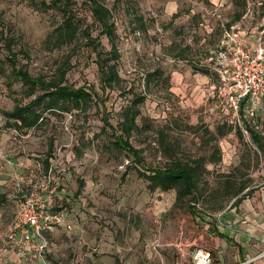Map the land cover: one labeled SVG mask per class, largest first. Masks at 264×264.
<instances>
[{
	"label": "rangeland",
	"instance_id": "obj_1",
	"mask_svg": "<svg viewBox=\"0 0 264 264\" xmlns=\"http://www.w3.org/2000/svg\"><path fill=\"white\" fill-rule=\"evenodd\" d=\"M42 1L51 0H0V32L13 39L17 66L50 79L69 60L68 85L94 87L105 107L94 100L82 111L46 112L37 127L25 130L0 113V264H43L19 263L2 242L15 221L17 176L30 193L46 188L53 211L66 213L75 226L49 236L45 264H194L198 250L215 251L212 264H219L216 224L226 216L236 184L262 168L238 128L216 116L219 79L213 68L216 59L223 61L219 48L233 11L244 16L237 30L242 40L264 42V0H229L221 8L209 0H105L117 34L121 83L104 93L95 54L81 35L71 46L50 50L47 37L62 14L45 10ZM87 5L78 0L74 9L96 37L100 28ZM217 7L221 17L211 14ZM99 42L111 49L106 36ZM2 45L0 111L12 112L42 92L29 95ZM136 95L146 98L130 140L140 164L115 148L104 124L107 119L122 135L123 111ZM176 161L195 170V204L190 196L177 202V189H154L140 175ZM260 175L258 181L264 180Z\"/></svg>",
	"mask_w": 264,
	"mask_h": 264
},
{
	"label": "trees",
	"instance_id": "obj_2",
	"mask_svg": "<svg viewBox=\"0 0 264 264\" xmlns=\"http://www.w3.org/2000/svg\"><path fill=\"white\" fill-rule=\"evenodd\" d=\"M243 1L246 4V0ZM77 2L78 0H51L50 3L42 1V6L45 10H56L62 14L61 22L47 37V42L51 45L50 50H60L64 47L71 46L77 40L78 36L81 35L86 40V44L91 48V51L95 54V63L100 75L101 92L104 93L107 89L115 90L120 87L121 83V77L118 71L120 53L116 43L117 34L115 24L111 22V10L107 7L105 0H87V6L91 16L100 28L99 35L94 37L88 28H83L82 26V18L79 17L77 11L74 9ZM240 17L241 15L237 16L238 19ZM102 36H106L109 40L111 45L109 51H105L99 42ZM0 42L3 44L2 47L4 50L8 53L5 59L12 67V73L23 85L30 88L31 92L29 95H34L36 91L42 92L41 95L36 96L30 103L23 106L16 105L12 112L0 111L8 121L12 122L11 125L15 128L20 130L35 128L45 119L44 114L46 112L70 113L73 110L82 111L87 109L94 100L102 108L105 107V102L101 103V97L94 87L90 86V88H87L85 86L75 87L68 85L67 74L71 69L69 60L65 61L57 70L56 75L50 79L34 77L27 70L17 66V55L12 50L13 39L7 36L6 33L0 32ZM200 72L204 75H209L208 70L203 69ZM216 74L218 75L217 72ZM145 100V96L136 95L131 104L124 109L122 115L123 121L120 123V132H122V135H117L109 121L107 119L104 120L105 127L113 131L115 138L113 144L115 148L127 151L139 164L141 162L140 151L132 146L130 140L134 132L139 130L137 119L141 115L140 105L144 104ZM238 132L239 136L244 137L239 128ZM251 137L258 142L261 139L260 135L256 132H253ZM259 145L263 147V144L260 142ZM148 171L149 175H146V173H140V175L148 179L152 188H161L164 191L177 189V202H181L190 196V201L192 204H195L197 186L195 170L189 167L188 164L176 161L162 169H148ZM211 255L216 256V252H211ZM216 258L214 257L213 260H216Z\"/></svg>",
	"mask_w": 264,
	"mask_h": 264
},
{
	"label": "built area",
	"instance_id": "obj_3",
	"mask_svg": "<svg viewBox=\"0 0 264 264\" xmlns=\"http://www.w3.org/2000/svg\"><path fill=\"white\" fill-rule=\"evenodd\" d=\"M237 30V27L226 29L220 44L219 53L223 61L220 63L216 59L214 68L219 76L213 94L216 99L214 108L218 116L242 131L250 147L262 158L246 120L260 119L264 122V42L255 47L249 46ZM15 185L20 195L16 201L15 221L2 242L17 255L19 263L33 259L45 264L51 245L49 236L56 229L72 231L75 226L66 213L53 211L52 196L43 195L46 188H35L30 193L19 176ZM47 191L52 194L49 189ZM260 256H264V252ZM193 259L194 264H212L211 253L204 250L196 251Z\"/></svg>",
	"mask_w": 264,
	"mask_h": 264
},
{
	"label": "crops",
	"instance_id": "obj_4",
	"mask_svg": "<svg viewBox=\"0 0 264 264\" xmlns=\"http://www.w3.org/2000/svg\"><path fill=\"white\" fill-rule=\"evenodd\" d=\"M209 1L216 3L219 8H221L220 2H229V0ZM230 5H233V1H230ZM218 7L211 14L221 17ZM233 14L230 27L241 28V20L244 16L237 11H233ZM238 15H241L240 20H236ZM245 42L249 45L248 41ZM260 44L250 43L249 46L255 47ZM216 116L222 122H229L222 119L217 113ZM260 121L259 124L257 120L251 121L247 118L246 125L251 131V136L253 132H256L261 137L259 142L263 144V147L259 145L257 140H252L260 148L262 158L254 152L246 138L245 142L256 158L261 161L262 173L258 170H252L247 176L248 181H239L241 183L236 184V189L229 203L230 206L226 209L227 214L220 219L218 225L216 224L217 228L215 229L216 232L213 233V241L218 252L219 264H264V256H260L264 252V180L258 181L260 174L264 177V122ZM259 182L260 184H258Z\"/></svg>",
	"mask_w": 264,
	"mask_h": 264
}]
</instances>
